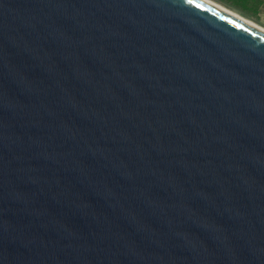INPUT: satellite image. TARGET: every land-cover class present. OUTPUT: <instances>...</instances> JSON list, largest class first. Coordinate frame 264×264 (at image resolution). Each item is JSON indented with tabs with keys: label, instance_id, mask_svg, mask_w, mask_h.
Listing matches in <instances>:
<instances>
[{
	"label": "water",
	"instance_id": "1",
	"mask_svg": "<svg viewBox=\"0 0 264 264\" xmlns=\"http://www.w3.org/2000/svg\"><path fill=\"white\" fill-rule=\"evenodd\" d=\"M0 264H264V34L0 0Z\"/></svg>",
	"mask_w": 264,
	"mask_h": 264
},
{
	"label": "rangeland",
	"instance_id": "2",
	"mask_svg": "<svg viewBox=\"0 0 264 264\" xmlns=\"http://www.w3.org/2000/svg\"><path fill=\"white\" fill-rule=\"evenodd\" d=\"M231 8L254 24L264 28V0H210ZM230 4V5H229ZM235 5V7L232 6ZM231 6V7H230Z\"/></svg>",
	"mask_w": 264,
	"mask_h": 264
},
{
	"label": "bare ground",
	"instance_id": "3",
	"mask_svg": "<svg viewBox=\"0 0 264 264\" xmlns=\"http://www.w3.org/2000/svg\"><path fill=\"white\" fill-rule=\"evenodd\" d=\"M200 1L206 3L207 5L213 7L214 9L220 11L221 13L226 14V15H228V16H230V17H232V18H234V19H236V20L248 25L251 28H254L258 32L264 34V29L262 27H260V26H258L256 24H254L253 22L247 20L246 18H244L243 16H241L237 12H235V11H233V10L223 6V5L214 3V2H212L210 0H200Z\"/></svg>",
	"mask_w": 264,
	"mask_h": 264
},
{
	"label": "trees",
	"instance_id": "4",
	"mask_svg": "<svg viewBox=\"0 0 264 264\" xmlns=\"http://www.w3.org/2000/svg\"><path fill=\"white\" fill-rule=\"evenodd\" d=\"M229 5H230V4H229ZM231 6H232V5H231ZM231 6H230V7H231ZM232 7H235V5H234V6H232Z\"/></svg>",
	"mask_w": 264,
	"mask_h": 264
},
{
	"label": "crops",
	"instance_id": "5",
	"mask_svg": "<svg viewBox=\"0 0 264 264\" xmlns=\"http://www.w3.org/2000/svg\"><path fill=\"white\" fill-rule=\"evenodd\" d=\"M231 9V8H230ZM234 11V10H233ZM236 12V11H235ZM238 13V12H237ZM239 14V13H238ZM264 29V28H263Z\"/></svg>",
	"mask_w": 264,
	"mask_h": 264
}]
</instances>
